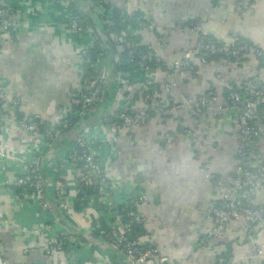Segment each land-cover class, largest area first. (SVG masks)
I'll return each mask as SVG.
<instances>
[{"label": "crops", "instance_id": "crops-1", "mask_svg": "<svg viewBox=\"0 0 264 264\" xmlns=\"http://www.w3.org/2000/svg\"><path fill=\"white\" fill-rule=\"evenodd\" d=\"M103 1L123 14L126 23L117 33L105 28V23L113 21L96 17L89 0H78L76 13L71 0H0L1 6L11 9L13 19L10 29L0 30V89L19 98L14 109L8 101L0 104V146L5 145L16 156L0 160V259L18 264L120 260L118 251L91 228L94 221L110 226L109 209L95 192L85 195L84 187L77 190L76 170L68 160L75 131L50 142L41 156L45 197L57 221L36 203L21 199L10 182L30 158L29 135L17 127V117L37 114L42 130L51 127L67 112L70 96L91 77L86 67H81L80 50L99 41L110 76L111 59L117 56L108 53L107 41L121 38L124 32L138 36V43L157 64L124 72L127 85L121 92L110 76L104 91L108 95L80 119V127L87 129L97 150V159L112 177L126 184L113 188L115 210L125 216L129 209L123 205L125 193L148 194V201L133 208L143 218L140 237L168 260L264 264V255H257L258 248L264 252V223L249 232L244 218L232 219L221 235H208L216 220L213 209L224 192L232 191L230 178L238 176L240 163L242 139L227 91L246 79L264 83V61L249 53L238 60L217 56L194 61L182 72L171 66L186 51L198 47L195 23L217 43L228 45L236 35L264 52V0H252L246 12L240 11L239 0ZM75 14L90 26L81 31L70 28ZM148 77L157 80L151 92L160 100L162 110H155L144 98L141 82ZM164 82L172 83L167 91ZM209 91L214 93L211 102L197 111V97ZM122 105L142 112L144 118L110 135L102 122L114 117ZM166 135L173 138L168 140ZM263 148L264 135L258 139L256 152ZM60 186L67 194L65 202L56 198ZM79 195L86 199L85 205L78 204ZM256 202L264 205V180L258 186ZM57 230L73 237L71 252H46L49 234Z\"/></svg>", "mask_w": 264, "mask_h": 264}, {"label": "built area", "instance_id": "built-area-1", "mask_svg": "<svg viewBox=\"0 0 264 264\" xmlns=\"http://www.w3.org/2000/svg\"><path fill=\"white\" fill-rule=\"evenodd\" d=\"M93 6L96 17L109 16L113 6L104 5L98 1ZM238 7L241 12H246L252 5V0H239ZM13 26L12 11L9 7L0 5V30L5 31ZM70 28L81 31L84 27L80 24L78 17L73 15L70 20ZM194 28L199 34L200 43L198 47L186 51L183 56L172 63V68L176 71H184L191 67L194 61L205 62L208 59L216 58L218 55L238 60L245 54L252 53L258 59L263 57L264 52L260 48L251 46L247 41L240 39L235 35L228 45L217 43L207 37L202 32L199 23L194 24ZM121 36H125L122 32ZM122 37L119 39L122 41ZM93 46L83 47L80 50L81 67L86 65L95 67V74L85 82L81 90L74 92L70 96V107L67 112L61 115L55 123L48 129H40L39 116L29 115L25 117H17L16 125L29 135V152L30 158L26 166L11 182L18 189L19 196L26 202L36 203L42 211L50 215L57 221L55 211L45 197L44 176L41 170L40 161L44 147L57 137L61 136L70 125L69 115L77 116L82 119L95 110L104 98L105 86L104 82L108 79L109 65L105 60L102 51L96 54L90 53ZM129 61L140 63L142 66H151L153 61L148 53L137 51L130 48ZM147 61H149L147 63ZM146 63V64H145ZM125 73H118L115 77L118 85V91L126 88L127 81ZM157 84V80L153 77L145 78L141 82L142 89L145 93V100L152 105L155 110H162V105L157 96L151 92L153 86ZM172 85L171 82H164L162 87L168 90ZM238 89L230 90L227 98L229 106L235 110L238 122L239 133L241 135V146L238 149L240 163L238 166V176L230 178V186L232 191L224 192L221 201L214 207L215 224L210 229L208 235L218 236L223 233L228 222L232 219L244 218L245 224L249 232L254 231L258 226L264 223V205L256 202L257 189L264 180V148L261 152H256V146L260 136L264 135V114L259 117L258 108L264 104V83L256 82L253 79H246L237 87ZM213 91L201 94L196 99L197 111L205 109L213 98ZM8 101L9 108L14 109L18 103L17 96L8 95L6 91L0 89V104ZM180 106L181 104H177ZM115 119L103 120L104 127L110 135H114L120 129L139 124L144 114L142 112L130 111L125 105L119 107ZM3 130V129H2ZM1 132V130H0ZM168 140L173 138L172 135H166ZM112 151V148L110 149ZM97 150L91 139H89L87 129H82L70 143L68 160L76 170L75 178L77 190L84 186L92 187L97 190L99 201H101L110 212L109 230H99V234L104 237V241L111 248L118 251L120 260L106 264H182L168 260L164 256H160L152 245L142 242L140 236L129 237L128 233L135 224H142L143 218L133 208L137 203L146 202L149 199L148 194L137 191L134 195H126L123 201L126 214L115 210V202L113 199V188L116 186L123 187L125 183L112 177L105 165L97 159ZM254 158V159H253ZM13 160L16 156L8 151L5 145L0 146V160ZM61 187V186H60ZM58 187L57 199L60 202L67 200L65 188ZM82 199L84 197H81ZM99 227V222L94 221L92 230ZM46 252L64 250L66 253L71 252L74 239L71 234L57 230L49 234ZM259 257L264 255L262 249H257ZM0 264H18L9 263L4 259H0ZM29 264V263H26ZM229 264H234L233 262ZM256 264H262L259 261Z\"/></svg>", "mask_w": 264, "mask_h": 264}, {"label": "trees", "instance_id": "trees-1", "mask_svg": "<svg viewBox=\"0 0 264 264\" xmlns=\"http://www.w3.org/2000/svg\"><path fill=\"white\" fill-rule=\"evenodd\" d=\"M90 1L93 4H94V1H98V2H100L102 4H104V5H108L103 0H90ZM77 2H78V0H71L72 7L74 8V13L78 12ZM93 6L94 5H91L92 8H93ZM99 17L104 22H106V20L113 21V24L109 25V23L107 22V23L104 24V26H105V28H109L110 31H112L114 33L115 32L116 33L119 32L123 28L124 24L126 23V21L123 19L122 12L118 8H116V7H113V9H112V11H111V13H110L109 16L102 15V16H99ZM80 24L83 27L90 26L89 24H86V23L83 24V23L80 22ZM107 26H109V27H107ZM101 39L102 38L100 37L99 40L101 41ZM240 39L247 41L253 47L259 48L258 46L254 45L253 43H251L246 38H241L240 37ZM107 42H108L107 44L109 46L108 53H110V54L113 53L114 55L117 56L116 59H113V58L111 59V67L113 69L111 71V74L113 76L112 75H110V76H112L113 79L120 72L124 73V72L133 71L135 69H137V70L139 69L140 63H137V62H134V61L133 62L129 61V53H128V51H129L130 48L133 47L137 51H141V52H144V53H148V50L144 47V45L138 43L139 42V37L138 36H135V35H130V36L129 35H125V36L122 37V41L120 39H116V40L108 39ZM98 43H99V41L96 44H94V46L92 48V51L90 53L96 54L97 52L101 51L100 48H99ZM120 44H121V48H120ZM105 52H106V50H105ZM218 56H222V55H218ZM259 61L260 62H263L264 61V55H263V57L259 58ZM148 62L149 61H147V63ZM150 64L151 65H154L155 63L152 61ZM86 69L88 70L87 71L88 75H91V77H92V74L95 72V67L86 65ZM110 76L108 75V78ZM105 83L106 82H104V86H105ZM237 87L238 86L229 88L228 91H227V96H228L230 90H232V89H238ZM263 114H264V104H261L259 106V108H258V115H259V117H261ZM111 119H115V117H111L109 119L107 118L106 120H111ZM69 120H70V125L65 130V132L63 134H68L71 131H75L76 132V135H77L80 131H82V127H80V124H81L82 120H80L77 116H74V115H69ZM39 124H40V122H39ZM40 129H41V127H40ZM89 191L95 192V197L98 196V193H97V190L96 189H93L92 187H89V186H84V193H85V195H87V193H89ZM79 196H80L79 198H81V195H79ZM78 201H79V203H78L79 205L80 204L81 205H85L86 202H87L85 198L80 199ZM96 204H97V206L99 205L97 203V201L95 200V205ZM140 227H141V224H135L134 227L131 229V231L128 233L129 237L133 238L135 236H140ZM99 230L108 231L109 230V227H106L105 225L101 224V226L99 225L98 228H94V232L95 233H98L99 234V232H100Z\"/></svg>", "mask_w": 264, "mask_h": 264}, {"label": "water", "instance_id": "water-1", "mask_svg": "<svg viewBox=\"0 0 264 264\" xmlns=\"http://www.w3.org/2000/svg\"><path fill=\"white\" fill-rule=\"evenodd\" d=\"M104 95H108V93H107V92H105V93H104Z\"/></svg>", "mask_w": 264, "mask_h": 264}]
</instances>
